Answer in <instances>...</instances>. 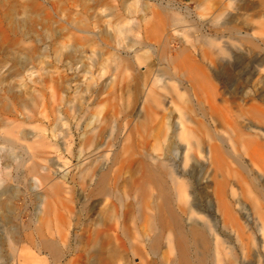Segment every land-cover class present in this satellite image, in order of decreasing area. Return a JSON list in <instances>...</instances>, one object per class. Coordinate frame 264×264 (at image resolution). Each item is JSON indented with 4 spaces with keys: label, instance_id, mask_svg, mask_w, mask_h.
<instances>
[{
    "label": "rangeland",
    "instance_id": "rangeland-1",
    "mask_svg": "<svg viewBox=\"0 0 264 264\" xmlns=\"http://www.w3.org/2000/svg\"><path fill=\"white\" fill-rule=\"evenodd\" d=\"M263 1L0 0V264H91L90 250L93 239L98 237L100 246L106 245V237L112 240L108 252L117 254V264H140L131 245L146 251L143 240L148 235L136 212L133 189L134 172L141 157L120 149L119 161L115 162L118 144L139 116L151 80L159 71L164 73L169 91H154L168 99L161 107L166 110L165 115L171 111L176 121L178 111L185 108L196 123L210 120L202 117L209 104L199 105L176 81L190 76L182 77L179 71L183 69H176L170 61L159 64L146 46L149 40L145 30L157 31L162 39L167 33L169 57L177 55L182 59L191 53L199 65L209 70L213 84L235 97L241 108L246 92L264 99ZM232 19L236 30L256 34L253 40L257 47L248 41H236L230 32H224ZM117 25L133 28L124 43H117ZM201 36L213 41L215 52L229 46L231 53L213 52L209 60L214 63L203 62L192 47L198 46ZM126 47L147 61L141 66L133 63L138 69L136 76L124 80L121 89H113V70L117 62L120 64L117 49ZM184 72L193 74L195 69ZM90 73L101 85L109 82L99 96L89 94ZM14 90L21 92V99L33 95L35 105L20 106ZM5 97L10 99L8 108L1 104ZM170 100L177 106H171ZM258 105L264 108V100ZM236 120L231 116L222 128L230 133V122L234 126ZM8 126L16 127L17 139L4 135ZM100 128L103 131L96 136L93 131ZM113 143L117 145L112 147ZM97 144L104 145L95 151ZM86 159L90 160L85 162ZM34 165L38 169L30 172ZM91 165L97 170L109 167L107 172L112 179L119 178L114 190L123 199L122 211L114 196H91L96 189L95 182L91 186L89 183ZM233 167L240 171L237 165ZM190 170L197 198L204 202L208 196L207 169L198 164ZM4 172L10 175L8 180L2 176ZM44 175L49 178L47 181L42 180ZM244 177L247 181L238 191L245 195L241 193L248 208L244 226L252 239L245 264H260L258 258L264 260V236L259 229L264 214L259 216L255 206L263 201H253L251 175L247 172ZM50 188L59 191V196L45 219L44 198ZM132 206L135 210H131ZM122 224L125 234L120 230ZM115 226L119 230L107 231ZM41 232L57 240L59 232L65 235L67 242L61 246L60 259L39 247Z\"/></svg>",
    "mask_w": 264,
    "mask_h": 264
},
{
    "label": "bare ground",
    "instance_id": "bare-ground-1",
    "mask_svg": "<svg viewBox=\"0 0 264 264\" xmlns=\"http://www.w3.org/2000/svg\"><path fill=\"white\" fill-rule=\"evenodd\" d=\"M234 21L235 19L228 21L227 24L230 27H224V32H230L236 41H248L257 47L254 41L256 34L236 30L232 27ZM132 31L133 28L118 26L114 31L117 43H124L127 34ZM81 32L88 33L90 30H81ZM155 32L146 28L145 37L149 40L146 46L151 49L152 55L158 59L159 64L170 61L175 64L176 69H183L179 71L182 77L190 76L182 81L176 78L171 80H176L191 98L197 100L199 105L209 104L208 110L202 111V117L210 118V120L205 119L204 122L196 123L191 120L185 108L178 111L179 117L176 121L171 111L165 115L166 110L163 111L161 107L168 99L154 91V89L169 91L168 81L164 73L159 71L151 80L139 116L127 129L128 134L123 135L122 141L121 138L116 137L121 142L119 141L118 150L115 153V162L119 161L120 149L131 154H139L141 157L136 171L134 170L133 189L136 197L134 201L137 204L135 205L136 212L148 237L146 240L144 237L143 240L146 242L144 245L146 251L131 245L132 254L139 257L140 264H245L251 254L249 242L252 239L249 240L251 236L249 237L245 227L247 223L245 213L248 208L246 202L241 199V193L245 195L244 192L240 193L238 190L247 181L244 174L248 172L251 175L252 189L257 198L255 200V194L252 191L253 201H258V199L263 201V204L255 206V209L258 215L264 214V108L258 105V101L263 102L264 99L262 96L253 98L252 92H246L247 99L242 100L241 108L244 107V109H241L235 97H229L224 88L213 84L209 70L199 65L191 53H187L182 59L177 55L173 58L169 57L166 43L167 33L162 39L157 31ZM209 40L201 36L198 39V46L192 45V47L197 50V57L200 54L203 62L211 65L214 62L209 60L210 55L217 51L215 52L216 46L213 41ZM228 47L220 48L221 51L218 50L217 54L223 50L231 53ZM122 50L117 49L119 55L117 60L120 64L117 62L113 70L116 79L113 89L118 87L121 89V83L124 80L136 76L138 69L133 63L141 66L147 61L141 60L136 50L132 52L129 47ZM188 68L195 69V72L185 74L184 71ZM90 74L89 94L93 97L99 96L109 82L103 81L101 85L96 82L95 74ZM14 91H16V99H20V106L28 108L35 105L33 95L29 94L25 99H21V92ZM8 100L10 99L5 97L1 101L6 108L9 107ZM169 104L177 106L173 100H170ZM189 104L190 102L186 105ZM214 115L219 116L220 119H215ZM231 116L237 120L234 126H232L233 122H230V133H227L222 127L228 125ZM171 118L174 122H171ZM102 131L103 129L100 128L93 132L98 136L100 135L98 133ZM4 135L15 139L16 127L8 126L4 130ZM103 145L97 144L95 151L100 150ZM111 145L115 147L117 144ZM88 160L90 159H86L85 162ZM198 164L207 169L209 176V185L206 187L208 196L204 202L197 198L196 185L192 178V170H190ZM233 165H237L241 172H236ZM37 169L34 165L30 172H36ZM108 170L109 167L97 170L92 165L90 166L91 174L88 176L91 177L89 178L90 186L93 182L96 183V189L92 190L91 196L103 195L106 198L114 196L122 211L123 199L118 197V192L114 190L118 186L119 178L112 179ZM2 176L7 180L10 178V175L5 172ZM48 179L45 175L42 178L43 181ZM57 186L56 189H58ZM58 196L59 191L53 188L46 193L43 205L45 219L48 218L52 210L51 205ZM135 207L132 206L131 210L133 208L135 210ZM114 229L117 231L118 227L109 228L107 231L112 232ZM120 230L123 234L126 233L123 224ZM259 231L264 236V223L260 224ZM44 234L41 232L39 247L50 252L54 259H60L63 256L61 246H65L67 242L65 235L59 232L60 240H57L53 237L48 238ZM118 234L115 235L118 237ZM11 235L15 236L12 233ZM98 238L93 239L90 250L92 262L90 263L96 264V261L100 260L102 264H117L119 261L117 254L108 252L112 240L106 237V245L100 246ZM258 261L261 264L264 260L259 257Z\"/></svg>",
    "mask_w": 264,
    "mask_h": 264
}]
</instances>
